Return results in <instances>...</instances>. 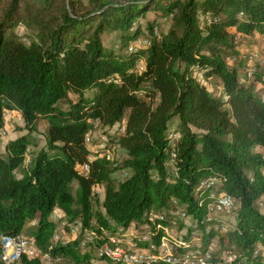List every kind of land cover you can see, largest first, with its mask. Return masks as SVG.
I'll list each match as a JSON object with an SVG mask.
<instances>
[{
    "label": "trees",
    "instance_id": "trees-1",
    "mask_svg": "<svg viewBox=\"0 0 264 264\" xmlns=\"http://www.w3.org/2000/svg\"><path fill=\"white\" fill-rule=\"evenodd\" d=\"M255 35L264 0H0V131L6 111L24 131L0 149V237L34 240L52 264H122L97 250L147 225L127 251L159 264L169 263L156 244L190 261L192 237L202 254L190 262L264 264V57L237 49ZM96 127L123 158L89 149ZM226 204L233 222L211 215L228 216ZM177 210L192 222L180 237L169 233L186 226ZM53 211L79 226L76 238L53 242ZM85 230L94 240L83 244ZM214 237L231 261H195Z\"/></svg>",
    "mask_w": 264,
    "mask_h": 264
},
{
    "label": "rangeland",
    "instance_id": "rangeland-1",
    "mask_svg": "<svg viewBox=\"0 0 264 264\" xmlns=\"http://www.w3.org/2000/svg\"><path fill=\"white\" fill-rule=\"evenodd\" d=\"M148 17H152V14L151 13L148 14ZM167 26H168V20L167 19H163L161 21V27L160 28L162 30H165L167 28ZM231 31L234 33L233 29H231ZM114 37H115V34L106 33L105 36H104L105 44L106 45L110 44L112 42V40L114 39ZM252 41L253 42H251L250 45H247L246 41L240 42L238 44V46H237V49H239V51L241 53L247 52L248 50L253 51V52L248 53V54H253V58H255V59H258L260 57L259 55L264 57V36L255 35ZM135 43H136V46L140 45L137 42H135ZM249 61H251V60H249ZM262 63H264V61ZM209 88L212 89L213 92H216V87H211L210 86ZM257 90L259 91L260 95L264 99V88L262 87V85L260 83L258 84ZM22 126H23V120L17 113H15L14 111L13 112H11V111H6L5 112V127L6 128L2 129L4 131V133H5V135L8 134L9 136H15V135H18L20 133H23L24 131L18 130ZM38 127H39V131L41 132L44 129V124L42 122H39ZM117 128H118V126H116V129L114 128V129L108 131V134H111V135L116 134L117 132H119L117 130ZM13 132H15V134H12ZM108 134L102 132V130L99 127H96V129L92 132V135H90V134L88 135L87 146L89 147V149L91 151H97V152H99L100 154H103V155L106 154L111 159H114V160L117 159L116 156L118 158H123L125 156L124 153L116 145H114V146L109 148L108 145H110V144H108V145L106 144V142L108 140ZM5 135H4V137H5ZM39 135H40V133L36 135V138L38 140L37 143L41 144L43 142V139H42V137H40L41 135L40 136ZM4 137H3L2 141L4 140ZM102 137H105V138H102ZM91 138L94 139L96 144H92ZM2 141L0 142V147H1ZM200 186H202V185H200ZM98 190L100 191V189H98ZM215 190H216V188H215ZM225 207H226V211L225 212L228 215L229 207H228L227 204L225 205ZM211 215L216 216L217 218L219 217V218H221V219H223L225 221L233 222L232 214L228 215V216L223 214V217L220 216V214H211ZM175 217L177 219H180L181 221H183L186 226L184 228H182L181 230H179L177 228V225H175L176 221H174L172 223L171 228L169 229V233H170V235H177L178 237H180L179 235L184 234V233L187 232L186 231L187 230V226L191 225L192 222H191L190 218H186L185 219L182 216H176V215H175ZM30 226H31V224H27L24 227L23 234L28 233V230H29ZM57 226L59 227V224H57ZM71 227L74 228L72 232L69 231V227L68 226H65V229H64V227H62V228L59 227L58 230L60 232L57 231V234L59 233L58 235H62L64 237V241L65 240H72V239L76 238L78 230H79V226H74L73 225ZM127 232H130V234H131V237L128 236V238L130 240H133V237L135 235L134 234V230H129ZM193 233H194L193 235H198V237L200 236V233L197 230L193 231ZM62 236H60V237H62ZM192 239H193V243H194L193 245L195 246V249H197L201 253V251H200V245L201 244H200L199 239L196 238V237H192ZM129 245L131 246L130 242H129ZM165 245L167 247L170 246V244L168 242ZM113 247L115 248V246H113ZM129 249H130V247L125 248V251H127ZM167 250H168V248H167ZM231 250L232 249L229 246H227V245H220L219 242H218L217 237H214V238L211 239V242H210V244L208 246V251L205 254H203V256H205L206 259H208L207 258L208 255L211 256L212 253H217V254L220 255V257L222 259H227L226 256L230 255L229 251H231ZM97 256L99 257L100 255L97 253ZM203 256H200L199 258H202ZM231 259H232V257L230 259H228V262L231 261ZM16 261H17V259L15 258L14 262L12 264H14ZM48 261L47 262L46 261H42V263L43 264H52L50 261L49 262ZM55 264H67V262L59 261V262H57Z\"/></svg>",
    "mask_w": 264,
    "mask_h": 264
},
{
    "label": "bare ground",
    "instance_id": "bare-ground-1",
    "mask_svg": "<svg viewBox=\"0 0 264 264\" xmlns=\"http://www.w3.org/2000/svg\"><path fill=\"white\" fill-rule=\"evenodd\" d=\"M138 44H140V43H138ZM3 135H4V131L1 130L0 131V138ZM102 138H105V137H102ZM172 139L173 140L177 139V137L174 135V136H172ZM207 186H214V183L213 182H208L206 184V186H204V187H207ZM56 212L52 214V216H51L52 219L51 220L56 221V224H59L60 228L64 227V229H65V226H67V225H66L65 219H61L62 218V213H58V212L56 213ZM212 214H220V213H212ZM174 215L182 216V214L180 215V211L179 210L175 211ZM59 227L58 226L56 227V231L54 232L55 233L54 237L52 238L53 242L54 243H57V242L61 243V242H65V241L67 242V240L64 241V237L62 235H58L59 233L57 234V231H59L58 230ZM69 227H71V226H69ZM73 229L74 228L71 227L70 231L72 232ZM127 229H129V228H127ZM129 230H134V229H129ZM135 234H140V233H135ZM17 236H2V237H0V241H6L7 239H12V238L17 237ZM20 236H22V235H20ZM60 236H62V237H60ZM27 239L28 240H32L30 238H27ZM93 240H94V236L91 234V232H89V230L88 231L85 230L84 235H83V244L85 242H92ZM114 244H115V251L110 250V246L107 244V245L101 246V248L97 250V253L100 256H103V257L111 259L113 262H116L117 260H120L122 264H159L157 262L156 258H153L149 254H146L144 252H140V251H137V250H135V251H125L124 248H123L124 250L119 249L120 247H122V246L119 247V245L121 244L120 240H115ZM161 249H163V248H161ZM166 250L167 249H163L161 251L160 256H162L163 260H165L167 263L175 264V261H181V258L179 259L177 257H173V256L169 255L168 251H166ZM24 251L25 252H33V242H25L24 243ZM197 253H198V251L191 250L187 254V257L191 261V258H194ZM35 256L36 257H43L44 255L40 254L39 250L36 248L35 249ZM230 258H231V256L228 257V259H230ZM6 259H8V251H1L0 252V261L3 264H8V260H6ZM48 260L50 261V259H47V261ZM187 261H189V260H187ZM190 261L187 262V264H196V263H193V262H190ZM201 262H203V261H201ZM183 263L186 264V262H182L181 264H183ZM203 263H205V262H203ZM105 264H107V263H105Z\"/></svg>",
    "mask_w": 264,
    "mask_h": 264
},
{
    "label": "built area",
    "instance_id": "built-area-1",
    "mask_svg": "<svg viewBox=\"0 0 264 264\" xmlns=\"http://www.w3.org/2000/svg\"><path fill=\"white\" fill-rule=\"evenodd\" d=\"M238 35V33H236ZM242 35H238V39L241 38ZM137 43H140L137 42ZM134 45H136V43H134ZM250 58V54H248V59ZM122 128V126H119L117 129ZM3 138H0V142L2 141ZM88 160H90V158H88ZM83 170L86 171L87 170V165L84 164L83 165ZM223 212H224V206H219V207H212V213H220V215L223 217ZM54 213V211H53ZM129 229H134L135 233H146V234H150L147 230L142 231L141 229H146L147 225L145 227H127ZM25 242H33V252H25L24 251V243ZM110 244V250L115 251V248L113 247V243L109 241ZM167 243L162 242L160 245L156 246H160L163 249H167V246L165 245ZM37 248L35 241L34 240H28L27 237L24 236H20L18 235L17 237H14L12 239H7L6 241H0V252L1 251H8V264H12V262L14 261L15 258L20 257L21 255H26L28 257H32V258H39L42 261H46L47 259H49V254L45 253V255L43 257H36L35 256V249ZM125 248H126V242H125ZM172 250V249H170ZM231 255H227L225 259L226 262H228V257H230ZM207 258H209V256H207ZM195 261H203V262H207V259L205 256H203L202 258H195ZM119 262V261H118ZM182 262H189V261H185L184 259L181 261H175V264H181ZM87 264V263H84Z\"/></svg>",
    "mask_w": 264,
    "mask_h": 264
},
{
    "label": "crops",
    "instance_id": "crops-1",
    "mask_svg": "<svg viewBox=\"0 0 264 264\" xmlns=\"http://www.w3.org/2000/svg\"><path fill=\"white\" fill-rule=\"evenodd\" d=\"M234 31V30H233ZM235 32V31H234ZM239 50V49H238ZM258 82L257 83H255V85H256V88H258ZM11 112H13V111H11ZM16 113V112H15ZM4 128H6L5 127V125H4ZM12 134H15V132H13ZM4 135H5V133H4ZM4 135L1 137V138H3L4 137ZM41 135V136H40ZM39 136L40 137H42V139H43V142L41 143V144H39L38 143V145H39V147L41 146V145H43L44 144V138H43V135L42 134H40ZM15 136H17V135H15ZM15 136H9L8 134H6L5 135V137H4V140L2 141V144H1V147H0V149L1 150H3V147H4V144H5V142H6V140L7 139H9V138H14ZM98 189H100V191L98 190ZM96 190L98 191V193H99V196H100V198H102L103 197V187H101L100 186V188L99 187H96ZM56 212V211H55ZM54 212V213H55ZM58 213H61V212H59V211H57ZM56 212V213H57ZM134 234H135V231H134ZM128 236L129 237H131V234H130V232H127V233H125V234H123V235H119V234H116V236H115V238H114V242H115V240H120V242H121V245H119V247L120 246H122V247H118L119 249H122V248H125V241H126V247L127 246H129L130 247V245H129V242L131 241L129 238H128ZM128 239V240H127ZM123 243V244H122ZM131 243V242H130ZM123 250V249H122ZM161 250H163V249H161ZM166 251H168V250H166ZM94 264H105V261H97V262H95Z\"/></svg>",
    "mask_w": 264,
    "mask_h": 264
}]
</instances>
